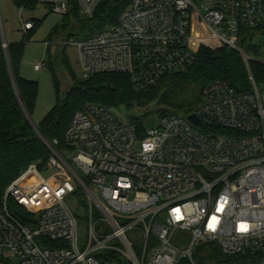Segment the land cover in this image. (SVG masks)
Wrapping results in <instances>:
<instances>
[{"label":"built area","instance_id":"2783aa9c","mask_svg":"<svg viewBox=\"0 0 264 264\" xmlns=\"http://www.w3.org/2000/svg\"><path fill=\"white\" fill-rule=\"evenodd\" d=\"M101 1L77 0L89 17ZM49 2L68 13V0ZM262 27L264 0H132L77 41L85 79L128 73L142 91L209 46L237 50L250 86L214 80L193 112L149 129L90 103L62 147L36 127L49 157L5 188L0 264H264V72L254 76L242 46Z\"/></svg>","mask_w":264,"mask_h":264},{"label":"trees","instance_id":"16d2710c","mask_svg":"<svg viewBox=\"0 0 264 264\" xmlns=\"http://www.w3.org/2000/svg\"><path fill=\"white\" fill-rule=\"evenodd\" d=\"M13 2L19 9L33 10L41 0ZM131 2L132 0H102L92 17L95 29H99L104 23L107 26L116 24L119 13ZM68 4L73 10L70 13L78 18L81 12L77 0H68ZM40 22L41 20H34V27L27 31L33 30ZM58 28L59 26L53 32ZM3 42L0 23V206L5 188L21 170L33 162L44 165L49 157L46 145L31 122L38 84L20 74L25 41L7 42V47L3 46ZM242 46L247 52H260V47L254 43L247 44L243 41ZM251 70L258 78L264 72V62L252 61ZM214 80L227 81L241 90L249 88V71L237 50L202 46L192 64L164 75L155 85L142 91L134 89L128 73L96 74L75 84L64 98H58L55 107L37 128L47 140L58 139L62 147L74 113L90 103L117 108L133 101L147 102L158 98L166 106L163 112L155 114L160 116L183 111L186 107L192 110L193 97L200 95L204 87ZM58 86L56 82V88ZM146 119L148 118L133 122L143 126Z\"/></svg>","mask_w":264,"mask_h":264},{"label":"rangeland","instance_id":"374dc122","mask_svg":"<svg viewBox=\"0 0 264 264\" xmlns=\"http://www.w3.org/2000/svg\"><path fill=\"white\" fill-rule=\"evenodd\" d=\"M53 4L49 0H41L35 9H19L13 0H0V23L6 41L24 42V53L20 64L21 76L33 80L38 84V95L31 122L38 127L48 113L55 107L57 99L64 98L71 87L80 81L85 80L84 70L81 66L76 42L85 35L98 32L107 27L104 23L99 29H95L93 16L89 17L80 14L75 18L72 13V6L66 14L55 12ZM70 13V14H69ZM41 20V22L31 31H26L24 22ZM59 28L55 30V28ZM261 34L255 36L253 40H246V43H254L260 47L259 54L251 51V57L264 62V27ZM28 37V39L26 38ZM41 69L36 70V63H43ZM56 82L58 87L56 88ZM262 87V86H261ZM201 95L193 97V109L186 107L182 114L193 112L201 102ZM165 105L160 99L151 101L136 102L128 105H119L116 110L123 119L139 121L148 118L143 125L155 128L159 124V116L165 109ZM150 117V118H149ZM138 144L135 148H138ZM80 226L83 230L88 227L86 215L80 219ZM181 245H188V240H183ZM209 252H206V254Z\"/></svg>","mask_w":264,"mask_h":264},{"label":"water","instance_id":"95a60500","mask_svg":"<svg viewBox=\"0 0 264 264\" xmlns=\"http://www.w3.org/2000/svg\"><path fill=\"white\" fill-rule=\"evenodd\" d=\"M3 39L6 40L4 33H3ZM190 119H192L194 122H198V119H196L194 115H191Z\"/></svg>","mask_w":264,"mask_h":264}]
</instances>
